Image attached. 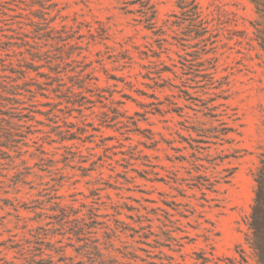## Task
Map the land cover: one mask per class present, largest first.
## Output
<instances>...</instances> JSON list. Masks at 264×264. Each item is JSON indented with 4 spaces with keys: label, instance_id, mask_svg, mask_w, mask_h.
Wrapping results in <instances>:
<instances>
[{
    "label": "rangeland",
    "instance_id": "374dc122",
    "mask_svg": "<svg viewBox=\"0 0 264 264\" xmlns=\"http://www.w3.org/2000/svg\"><path fill=\"white\" fill-rule=\"evenodd\" d=\"M177 1L0 0V264L254 263L264 0Z\"/></svg>",
    "mask_w": 264,
    "mask_h": 264
},
{
    "label": "trees",
    "instance_id": "16d2710c",
    "mask_svg": "<svg viewBox=\"0 0 264 264\" xmlns=\"http://www.w3.org/2000/svg\"><path fill=\"white\" fill-rule=\"evenodd\" d=\"M50 1V0H46ZM254 4H257L256 0H253ZM177 5L182 8H188V11L192 13L191 17L193 20H199V24L202 21L201 13L198 8V4L196 0H178ZM143 6V5H142ZM51 4H43L41 5L43 14H49L50 10H52ZM257 13L260 14V9L256 6ZM145 13V12H144ZM202 29H205L203 27ZM204 32H207L206 30ZM203 33L201 35H197V38H202ZM79 88H82L79 86ZM72 94L73 91L71 92ZM217 138V137H216ZM75 139L74 137H69L67 140ZM66 140V138H62L61 141ZM254 179V197L251 205V211L248 216V230L249 233L246 236V243L252 252L253 264H264V147L263 151L259 155L258 165L253 174ZM81 231H73L74 236H78ZM100 255V254H99ZM242 262L247 263V259L243 254H241V261L234 262L233 264H242ZM104 264V263H102Z\"/></svg>",
    "mask_w": 264,
    "mask_h": 264
}]
</instances>
